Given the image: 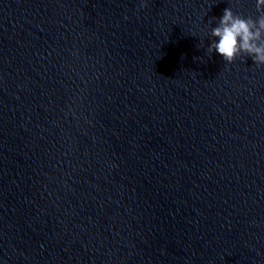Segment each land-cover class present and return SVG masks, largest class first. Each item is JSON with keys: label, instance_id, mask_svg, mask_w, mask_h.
I'll use <instances>...</instances> for the list:
<instances>
[{"label": "clouds", "instance_id": "clouds-1", "mask_svg": "<svg viewBox=\"0 0 264 264\" xmlns=\"http://www.w3.org/2000/svg\"><path fill=\"white\" fill-rule=\"evenodd\" d=\"M256 9L261 14L253 19L225 8L218 25L211 29L210 35L216 39L207 47V53L215 51L228 64L237 57L249 56L257 67L264 66V0H256Z\"/></svg>", "mask_w": 264, "mask_h": 264}]
</instances>
